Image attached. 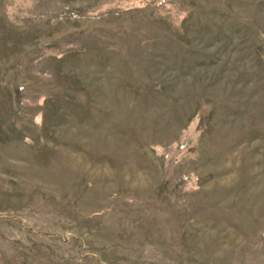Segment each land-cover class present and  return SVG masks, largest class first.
<instances>
[{
  "label": "rangeland",
  "instance_id": "1",
  "mask_svg": "<svg viewBox=\"0 0 264 264\" xmlns=\"http://www.w3.org/2000/svg\"><path fill=\"white\" fill-rule=\"evenodd\" d=\"M0 264H264V0H0Z\"/></svg>",
  "mask_w": 264,
  "mask_h": 264
}]
</instances>
